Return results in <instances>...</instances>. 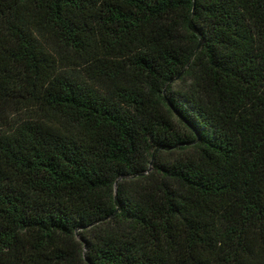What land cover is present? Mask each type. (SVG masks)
<instances>
[{"label": "trees", "instance_id": "1", "mask_svg": "<svg viewBox=\"0 0 264 264\" xmlns=\"http://www.w3.org/2000/svg\"><path fill=\"white\" fill-rule=\"evenodd\" d=\"M0 264H264V0H0Z\"/></svg>", "mask_w": 264, "mask_h": 264}]
</instances>
